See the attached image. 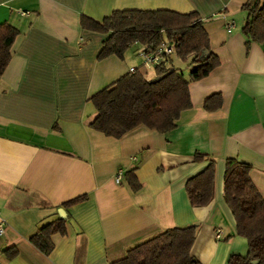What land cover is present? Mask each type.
<instances>
[{"label": "crops", "instance_id": "1", "mask_svg": "<svg viewBox=\"0 0 264 264\" xmlns=\"http://www.w3.org/2000/svg\"><path fill=\"white\" fill-rule=\"evenodd\" d=\"M246 1L0 0V22L20 30L0 74V250H17L0 252V264H113L133 244L190 224L197 225L191 254L201 264H227L231 254L248 252L223 196L227 158L250 163L264 196V42L246 41ZM115 9L197 11L220 58L190 82L192 106L169 131L139 125L116 138L90 126L93 93L130 67L155 75L137 43L123 57H98L108 34L82 27L81 17L101 21ZM223 15L236 18L232 31ZM213 93H221L222 105L207 110ZM197 152L216 159L214 195L205 205H192L185 188L209 162L196 160ZM119 168L121 183L114 179ZM128 170L140 181L136 190ZM82 194L87 198L62 205ZM57 217H67L66 233H54L44 254L30 237Z\"/></svg>", "mask_w": 264, "mask_h": 264}, {"label": "trees", "instance_id": "2", "mask_svg": "<svg viewBox=\"0 0 264 264\" xmlns=\"http://www.w3.org/2000/svg\"><path fill=\"white\" fill-rule=\"evenodd\" d=\"M242 9L246 11L242 31L247 43L264 42V0H247ZM81 25L108 34L99 58L110 54L123 57L137 42L149 47H156L163 40L175 44V53L154 66L153 77L139 69L128 71L90 96L97 111L90 126L108 136L120 138L139 125L158 132L173 129L181 112L192 106L190 82L207 76L220 64L197 11L115 9L101 21L83 15ZM19 33L15 25L0 22V74L11 59V47ZM173 56L193 66L189 77L174 64ZM221 105V93L211 94L204 103L207 110ZM195 159L209 162L187 180L185 188L192 205H205L214 195L216 159L199 152ZM250 170V163L234 158L226 160L223 196L234 215L236 234L248 242V252L231 254L227 264H264V196L251 179ZM126 177L132 189L140 187L133 170H128ZM85 198L87 195L82 194L62 205L67 207ZM66 220L67 217H57L41 225L30 241L49 254L54 247L52 235L66 233ZM196 232V224L167 227L130 246L127 255L113 264H201L191 254ZM0 252L11 257L17 250L9 247Z\"/></svg>", "mask_w": 264, "mask_h": 264}, {"label": "built area", "instance_id": "3", "mask_svg": "<svg viewBox=\"0 0 264 264\" xmlns=\"http://www.w3.org/2000/svg\"><path fill=\"white\" fill-rule=\"evenodd\" d=\"M225 18V27L228 31H232V29L236 26V18L232 15H223ZM138 53L142 57V64L145 67H154L160 62H162L166 57L170 54L175 53V44L171 41L163 40L156 47H149L147 44L139 43ZM137 68L130 67L129 71L133 72ZM136 159V157H133ZM125 177V170L123 168H119L115 173L114 179L117 183L123 182ZM5 232V221L3 219L0 220V234ZM220 232V230H219ZM218 232V236H219Z\"/></svg>", "mask_w": 264, "mask_h": 264}, {"label": "rangeland", "instance_id": "4", "mask_svg": "<svg viewBox=\"0 0 264 264\" xmlns=\"http://www.w3.org/2000/svg\"><path fill=\"white\" fill-rule=\"evenodd\" d=\"M173 57H174V64L180 67V69L184 72L186 77H189V71L193 66L189 63V61L186 62L176 56Z\"/></svg>", "mask_w": 264, "mask_h": 264}, {"label": "water", "instance_id": "5", "mask_svg": "<svg viewBox=\"0 0 264 264\" xmlns=\"http://www.w3.org/2000/svg\"><path fill=\"white\" fill-rule=\"evenodd\" d=\"M58 212H59L60 216H65V211L63 208H59ZM254 262H256V261H254Z\"/></svg>", "mask_w": 264, "mask_h": 264}]
</instances>
